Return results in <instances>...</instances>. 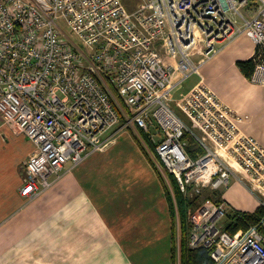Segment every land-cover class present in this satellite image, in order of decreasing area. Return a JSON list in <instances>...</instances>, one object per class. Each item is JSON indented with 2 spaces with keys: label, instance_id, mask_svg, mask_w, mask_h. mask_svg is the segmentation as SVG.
<instances>
[{
  "label": "built area",
  "instance_id": "obj_1",
  "mask_svg": "<svg viewBox=\"0 0 264 264\" xmlns=\"http://www.w3.org/2000/svg\"><path fill=\"white\" fill-rule=\"evenodd\" d=\"M241 35L255 45L250 81L264 85V0H0V117L35 145L21 194L36 199L68 162L104 150L122 120L156 140L186 197L228 188L235 169L264 191V146L240 125L249 115L203 81L173 96ZM187 132L203 153H189ZM228 212L213 198L190 211V245L214 264H264V217L230 233Z\"/></svg>",
  "mask_w": 264,
  "mask_h": 264
},
{
  "label": "crops",
  "instance_id": "obj_2",
  "mask_svg": "<svg viewBox=\"0 0 264 264\" xmlns=\"http://www.w3.org/2000/svg\"><path fill=\"white\" fill-rule=\"evenodd\" d=\"M220 46L173 96L203 81L225 104L249 115L241 128L264 146V85L251 82L237 64L253 58L255 45L241 35ZM124 136L127 143H120ZM118 146L122 151H114ZM34 148L0 117V264H173L174 220L165 188L129 135L79 164L68 162L51 187L29 200L21 189ZM233 179L222 195L229 206L252 211L264 204V191ZM212 192L206 188L201 195Z\"/></svg>",
  "mask_w": 264,
  "mask_h": 264
},
{
  "label": "trees",
  "instance_id": "obj_3",
  "mask_svg": "<svg viewBox=\"0 0 264 264\" xmlns=\"http://www.w3.org/2000/svg\"><path fill=\"white\" fill-rule=\"evenodd\" d=\"M241 71L251 78L254 69H255V60L254 57L247 60H239L237 62ZM141 135L147 142L153 147H156L150 138V135L145 132L143 129H139ZM185 139L188 141V151L192 156H197L198 152L203 153L204 149L199 145L196 139L190 134H185ZM168 177L172 183L171 188L166 184V195L169 201L171 213L173 220L177 218L178 215V227L177 222L173 223V239L174 245L172 248V260L173 264H176L178 261V252L179 255V264H214V261L211 257V253L205 247H192L190 245V232H191V223L189 221L188 213L190 209H197L201 203H197L195 200H191L189 197H186L184 193L180 190L178 181L176 177L168 173ZM161 176V175H160ZM162 179V176H161ZM210 193L211 197L218 199L217 201L222 200L223 191L222 190H212ZM201 196V195H200ZM199 197V196H198ZM195 197V199H198ZM264 217V205L259 206L255 210H241L231 207L228 212L222 228L229 231L230 233H235L240 230H245L251 225L258 223Z\"/></svg>",
  "mask_w": 264,
  "mask_h": 264
},
{
  "label": "rangeland",
  "instance_id": "obj_4",
  "mask_svg": "<svg viewBox=\"0 0 264 264\" xmlns=\"http://www.w3.org/2000/svg\"><path fill=\"white\" fill-rule=\"evenodd\" d=\"M136 0H125V3L127 4V5H129V2H130V5H132L134 2H135ZM178 112H179V114H181L184 118H185V120L187 121V123L191 126V122L190 121H188V119L179 111V110H177ZM122 125L124 124V121L122 120ZM122 125H120L119 127H118V129L117 130H119L117 133H116V136L114 137V141L117 139V137L120 135V134H122V133H124V134H127V135H129L130 137H131V142L133 143V144H135V145H138V146H140V150L141 151H143V153H144V155H145V157L147 158V160L149 161V163H151L152 165H153V167L155 168V171H157V173H158V175H159V177H160V179H161V176H162V183H163V186H164V188H165V191H166V184H167V186L169 187V188H171V186H172V183H171V181H170V179H169V177H168V174H167V172L168 173H171V172H169L166 168H164L163 166H162V164L160 163V161H159V159L157 158V154H156V147L155 148H153L148 142H147V140L146 139H144V137L141 135V131H139V129H137L136 127H134V126H131V127H121ZM153 132L156 134V136H155V139H159V136H158V134H157V132H156V129H153ZM150 135V134H149ZM150 138H151V140H152V142L154 143V144H156L157 145V143L155 142L156 140H154L151 136H150ZM125 140H127V136H124L123 138H122V141L123 142H120V143H124L125 142ZM125 143H127V141L125 142ZM122 145V144H121ZM126 144H124V145H122L124 148H126V149H128V147H126L125 146ZM122 146H118V148L116 147V148H114V151H116V150H118V151H122ZM130 152H131V150H130ZM124 153H126V154H128V155H130V153L128 152V150L127 151H125ZM198 153H201V152H198ZM221 153V152H220ZM122 158H125V156L124 155H122ZM234 171V170H233ZM234 173H235V176L237 177V178H240V179H243V180H245L246 182H247V184H248V187L249 188H251L254 192H258V189H253L252 188V185L250 184V182H249V180H248V177H246V175L245 174H243V172H241V170H239V169H235V171H234ZM172 174V173H171ZM161 175V176H160ZM234 180V179H233ZM223 191V190H222ZM208 196V197H207ZM264 197V196H263ZM208 198H212L211 197V195H201V196H199L198 197V199H195V198H190L191 200H195L197 203H201L202 202V200L204 201V200H206V199H208ZM214 200H218L217 198L215 199L214 198ZM222 201V200H221ZM253 205V204H252ZM262 205H264V204H262ZM230 208H231V206H229V211H230ZM234 208V207H233ZM246 209H252V208H246ZM193 209H190V211H192ZM190 211H189V213H190ZM189 213H188V217H189ZM225 219H226V217L224 218V219H222V221H221V224H224V221H225ZM174 221L175 222H177V227H178V215H177V218L176 219H174ZM189 221H190V217H189ZM191 223V222H190ZM179 255H180V252H178V261H177V263L176 264H179Z\"/></svg>",
  "mask_w": 264,
  "mask_h": 264
}]
</instances>
